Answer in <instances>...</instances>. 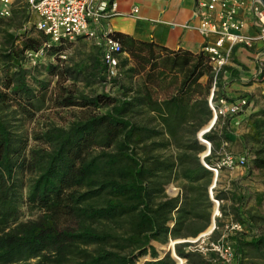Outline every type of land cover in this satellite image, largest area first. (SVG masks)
Masks as SVG:
<instances>
[{
    "label": "trees",
    "instance_id": "1",
    "mask_svg": "<svg viewBox=\"0 0 264 264\" xmlns=\"http://www.w3.org/2000/svg\"><path fill=\"white\" fill-rule=\"evenodd\" d=\"M10 14L22 18L21 24L29 20L23 6ZM3 36L0 264H136L141 259L140 264H175L169 251L159 256L150 242L166 244L205 231L212 203L207 193L211 172L204 165L211 166L220 144L228 141L211 128L200 136L210 153L199 158L204 146L197 133L211 124L208 87L198 83L209 74L207 58L201 52H176L159 59L151 43L125 38L123 44L122 36L111 32L131 62L126 68L119 63L116 78L105 81L97 48L83 68L65 67L58 55L72 44H58L44 51L55 62L41 66L49 80L38 81L30 72L40 62L27 67L24 52L36 50L46 38L32 27ZM79 76L108 84L117 94L76 96L62 89L50 98L46 92L53 77L56 86ZM48 100L82 114L64 128L47 126L33 134L36 146L29 147L8 114L30 120ZM143 112L150 117L137 121ZM242 144L252 155L249 168L264 170V110L250 119ZM175 181L180 183L176 195L166 196L164 187ZM212 198L227 199L223 191ZM240 204L239 199L232 209L236 217ZM22 206L40 215L20 221ZM219 210L226 216L221 204ZM240 224L243 231L231 237L233 264H264V235L248 220ZM214 226H220L218 220ZM217 234L214 230L211 239ZM187 246L184 241L172 245L182 264H209Z\"/></svg>",
    "mask_w": 264,
    "mask_h": 264
},
{
    "label": "built area",
    "instance_id": "2",
    "mask_svg": "<svg viewBox=\"0 0 264 264\" xmlns=\"http://www.w3.org/2000/svg\"><path fill=\"white\" fill-rule=\"evenodd\" d=\"M23 6L31 21L25 24L32 27L35 32L41 33L45 38L36 50H26L24 57L31 66H34L44 57V51L50 45H70L77 39L90 42L100 52V59L105 67L104 79L110 81L119 74L118 56L122 55L119 43L110 36L108 28L98 29L99 22L114 15L115 4L104 0H0V19H6L11 9ZM245 11L251 18L255 32L252 36L242 34L245 19L238 16L237 11ZM192 17L197 19L195 25H183L185 29L194 30L203 40L201 53L207 58L209 65V90L207 105L210 110L211 125L201 134L214 128L219 120L238 113H249L250 107L244 97L226 99L218 95L219 75L227 65L231 49L236 46L250 47L253 41L264 45V9L256 0H196ZM22 25L21 32H25ZM53 58V57H51ZM60 61L66 59L63 51L58 55ZM259 68L256 76L260 75ZM198 140L205 147L207 157L210 153V144ZM226 142L220 144L215 153L218 159L211 166L204 167L211 172L213 179L221 170H231L244 167V156H234L225 150ZM202 158V157H201ZM176 193H173L174 197ZM208 197L212 203L211 223L209 230H205L194 238L177 241L187 242L186 251L194 252L206 259L209 264H233L234 254L230 244L226 241L228 235H235L243 231L238 222L228 220L222 216L219 205L221 201L212 198L209 190ZM218 220L220 226H214ZM218 233L217 239H211L213 231ZM169 242V241H168ZM172 243L169 242L171 249Z\"/></svg>",
    "mask_w": 264,
    "mask_h": 264
},
{
    "label": "crops",
    "instance_id": "3",
    "mask_svg": "<svg viewBox=\"0 0 264 264\" xmlns=\"http://www.w3.org/2000/svg\"><path fill=\"white\" fill-rule=\"evenodd\" d=\"M104 1L115 4L114 15L101 20L98 29L108 28L111 32L121 35L123 44H127L125 38L135 42L151 43L159 59L172 56L176 52H185L190 55L201 52L202 38L194 30L182 27L185 24L192 26L197 23V19L192 17L196 0ZM237 12L246 23L242 34L254 35L255 28L252 27L248 13L242 10ZM122 53L117 57L118 62L126 68L131 62L127 54ZM259 68L261 73L256 76ZM198 83L201 86L206 85L209 90V74L199 78ZM218 95L232 100L244 97L249 104V113L228 116L219 120L213 128L214 133L217 135L223 133L228 139L226 151L247 159L248 154L242 144V137L248 132L253 115L264 110V45L253 41L250 47L236 45L231 49L229 61L219 75ZM233 170L223 169L220 173H230ZM167 191L170 194L174 192L171 188ZM150 246L159 256L167 252L164 248H157L153 243H150Z\"/></svg>",
    "mask_w": 264,
    "mask_h": 264
},
{
    "label": "rangeland",
    "instance_id": "4",
    "mask_svg": "<svg viewBox=\"0 0 264 264\" xmlns=\"http://www.w3.org/2000/svg\"><path fill=\"white\" fill-rule=\"evenodd\" d=\"M18 7H20L18 5ZM17 6L13 9H17ZM29 21H31L29 17ZM22 23V18H18L16 15H9L8 18L4 19L0 23V50L5 48V46L2 43V40L4 38V34H10V35H18V33H21V29L23 25L24 30L27 31L31 27L26 25L24 22ZM94 49L96 47L92 45L88 41L79 40L78 42L70 45L64 52L66 55V59L62 62V64L65 67H73V66H79L84 67L85 65L89 64L88 62V56L94 55ZM39 66L36 67L30 74L32 77L38 81H47L48 76H46L41 69V66H44L48 63L54 64V58H48L44 57L40 61ZM27 67H33L29 63L27 64ZM85 71V69H84ZM121 69L119 70V74H121ZM40 75H39V74ZM55 77L50 79V82L47 87V93L49 94L50 98H52L53 95L61 94L62 89H66L71 91L74 95H84V96H92L94 94L98 93H104V94H111L115 95L117 92H115V89H110L108 84L102 83V82H89L87 78L82 79V76H79L76 80H66L59 85H54ZM81 111L78 108H58L56 107L51 100H48L44 103V105L34 114L33 118L30 120H22L21 116L16 113H9V117L12 120L11 123L15 125V127H18V133H20L23 136H26L27 143L29 147H34L35 142L32 141V135L35 133H39L42 131V129L46 128L47 126H54V127H66L70 123L74 122L81 116ZM150 115L143 112L140 116L137 117V121L139 122H145L148 120ZM210 121V120H209ZM206 126V125H205ZM204 126V127H205ZM202 128L198 131L197 135L204 130L205 128ZM206 153V149L204 147V150L198 155L199 158L203 157V155ZM247 159L244 167H237L239 169L233 170V172L230 171V173H219L214 179L211 176L210 183L208 184L207 191L211 192V195H214L215 193L219 191L225 192V196L227 197L226 200L222 202V206L224 208V213L226 216H224L226 221L228 220V217L234 221L240 223V220H248V222L251 224L254 229L257 230L258 233L264 235V170H251L250 167V161L252 159V155L250 152L247 151ZM218 159V156L214 155L212 158V161L215 162ZM222 171V170H221ZM220 171V172H221ZM246 172V174H245ZM180 187V183L178 181H175L173 183H169L164 187V193L168 197H172L167 189L171 188L174 192L177 193L178 188ZM241 200L242 204H240L237 208V214L238 217L235 216L234 211H232L233 208L237 205V200ZM234 200V201H233ZM258 201H261L258 203ZM40 215L39 211H36L34 209H28L25 206H22L20 208V221H29L34 220ZM250 217H254L253 221H250ZM205 230H208L209 226ZM233 235H228L226 237V241L230 244L232 250H234L233 241L231 240ZM218 238V234L215 237V239ZM180 240H170L169 242L176 243ZM169 242L166 244H159L156 242H150L153 243L157 248L161 247L164 248L165 251L170 252ZM142 259L138 261L136 264H140ZM184 261L182 260V263Z\"/></svg>",
    "mask_w": 264,
    "mask_h": 264
},
{
    "label": "water",
    "instance_id": "5",
    "mask_svg": "<svg viewBox=\"0 0 264 264\" xmlns=\"http://www.w3.org/2000/svg\"><path fill=\"white\" fill-rule=\"evenodd\" d=\"M256 1H257V2L260 4V6L264 9V0H256ZM210 125H211V124H210ZM210 125H209L207 128L205 127L204 130L208 129V128L210 127ZM204 130H202L199 134H201ZM211 226H212V223H211V225L209 226L208 230L211 228ZM170 255H171V257L173 258L174 262H175V261H182V260H180V259H178L177 257L174 256V254H173V250H172V246H171V249H170ZM180 264H182V263H180Z\"/></svg>",
    "mask_w": 264,
    "mask_h": 264
},
{
    "label": "bare ground",
    "instance_id": "6",
    "mask_svg": "<svg viewBox=\"0 0 264 264\" xmlns=\"http://www.w3.org/2000/svg\"><path fill=\"white\" fill-rule=\"evenodd\" d=\"M182 263V261H175V264H180Z\"/></svg>",
    "mask_w": 264,
    "mask_h": 264
}]
</instances>
